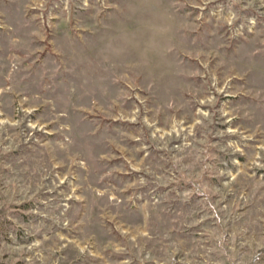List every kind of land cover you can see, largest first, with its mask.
Masks as SVG:
<instances>
[{"label": "rangeland", "instance_id": "374dc122", "mask_svg": "<svg viewBox=\"0 0 264 264\" xmlns=\"http://www.w3.org/2000/svg\"><path fill=\"white\" fill-rule=\"evenodd\" d=\"M0 264H264V0H0Z\"/></svg>", "mask_w": 264, "mask_h": 264}]
</instances>
